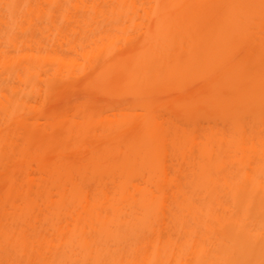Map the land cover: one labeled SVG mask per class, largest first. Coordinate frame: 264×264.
Wrapping results in <instances>:
<instances>
[{
  "label": "bare ground",
  "instance_id": "6f19581e",
  "mask_svg": "<svg viewBox=\"0 0 264 264\" xmlns=\"http://www.w3.org/2000/svg\"><path fill=\"white\" fill-rule=\"evenodd\" d=\"M0 264H264V0H0Z\"/></svg>",
  "mask_w": 264,
  "mask_h": 264
}]
</instances>
